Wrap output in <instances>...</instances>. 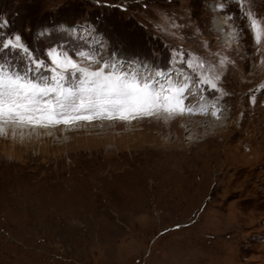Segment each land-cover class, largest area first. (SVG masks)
<instances>
[{"label":"rangeland","instance_id":"rangeland-1","mask_svg":"<svg viewBox=\"0 0 264 264\" xmlns=\"http://www.w3.org/2000/svg\"><path fill=\"white\" fill-rule=\"evenodd\" d=\"M16 35L49 64L58 48L154 80L177 66L228 112L201 127L189 88L182 114L0 136V264H264V0H0V63L23 74Z\"/></svg>","mask_w":264,"mask_h":264},{"label":"snow or ice","instance_id":"snow-or-ice-1","mask_svg":"<svg viewBox=\"0 0 264 264\" xmlns=\"http://www.w3.org/2000/svg\"><path fill=\"white\" fill-rule=\"evenodd\" d=\"M257 43L261 40V29L253 20ZM3 49H16L28 58L25 72L6 70L8 65L0 63V121L18 124H55L75 120H90L97 117L127 119L137 114L169 115L191 111L183 105L184 95L190 87L188 77L177 84L171 79L165 82L143 76L138 70L116 61H107L80 51L79 57L89 59L99 68L83 66L72 54L58 48L48 50L47 58L41 59L23 43L22 37L7 39ZM188 67H193L188 61ZM203 68V65H199ZM50 73L43 76V72ZM29 73H36L30 76ZM157 75H163L157 73ZM204 83L213 89L217 84L210 74L198 72ZM70 77H76L74 86H66ZM216 80L219 79L217 75Z\"/></svg>","mask_w":264,"mask_h":264},{"label":"bare ground","instance_id":"bare-ground-1","mask_svg":"<svg viewBox=\"0 0 264 264\" xmlns=\"http://www.w3.org/2000/svg\"><path fill=\"white\" fill-rule=\"evenodd\" d=\"M203 103H206V104H203ZM209 104L210 103H207V102H201L200 104H198L196 106V109L198 112H201L202 110H205V108H210ZM203 114H204V116H203L204 120H201V125H200L201 127H204V128L209 127L210 128V126H213L216 124L215 122H217V120L212 119L214 116H212L211 114H206V113L202 112V115ZM202 115H200V116H202ZM179 120L180 119H178V118L174 119L173 120L174 124H177V122ZM53 125L51 126L49 124H35L34 123L31 127H29V126H26L25 124L9 123V122L0 121V136L2 138H7V137L17 138V137H19V135H22L23 139H25L26 137H29V136L34 139V137H36L39 134H41L42 136H45V137H49V136H53L55 134L57 136L58 133L64 132L66 130L68 131V128H66V126L63 124H59V126H53ZM90 126L86 125V127H90ZM91 127H94V125ZM187 128L188 127L186 126L184 129H187Z\"/></svg>","mask_w":264,"mask_h":264}]
</instances>
